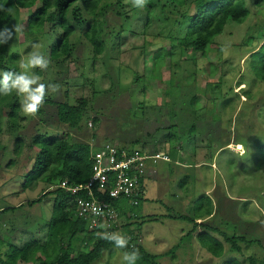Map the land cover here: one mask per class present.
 <instances>
[{
  "label": "rangeland",
  "instance_id": "obj_1",
  "mask_svg": "<svg viewBox=\"0 0 264 264\" xmlns=\"http://www.w3.org/2000/svg\"><path fill=\"white\" fill-rule=\"evenodd\" d=\"M256 1L245 0L247 19L242 24L228 23L223 34L214 40L218 50L215 52L219 54L217 61L209 64L212 53L201 58L197 53L182 54L174 46L172 58L160 70V82L151 77V59L152 53L170 46L166 39L167 26L158 16V10L147 22L143 9L134 7L131 0H111L105 4L112 6L110 9L100 7L96 12L94 20L106 21L98 36L99 41H105L98 55L93 53L83 34L94 21L85 15L82 16L87 23L80 26L69 14V23L74 29L68 41L69 55L56 60L50 56V48L58 43L62 30L53 23H47L38 37L28 39L24 32L15 34V40L6 44L14 68L20 71L22 59L41 52L51 63L44 71L35 69V73L41 82L61 86L59 94L49 91L46 100L67 102L71 106L85 100L87 116L77 130H71L57 123L55 105L45 103L35 118L20 112V129L14 137L6 120L3 121L0 211L17 209L0 213V240L7 237L15 247L44 241L53 196L48 194L39 203L28 206L45 186L38 184L32 190H21L33 163L32 145L38 135L68 138L97 147L111 144L128 150L135 146L132 143L140 141L141 145L147 144L142 147L144 152L159 150L170 161H159L150 167L152 174L142 180L144 200L133 211L138 218L155 216L158 220L144 222L139 231L133 226L130 228L138 237L137 244L151 255L164 254L179 245L174 258H161L159 264H223L234 257L240 262L248 257L261 261L264 257L261 150L264 83L256 79V69L250 62L264 44V5ZM30 13V10L20 11L17 25L23 26ZM120 30L121 35L117 36ZM143 48H146L144 53ZM208 66L215 69L213 75L208 74ZM135 77L141 78L138 83L134 82ZM170 87L174 96L169 94ZM153 106L160 113L151 112ZM172 135L177 142L173 139L175 143L170 145ZM17 137L22 140L18 153ZM141 145L134 149L140 150ZM238 146H243V154ZM196 204L202 207L198 224L215 229L220 236L245 237L258 241L261 246L242 245L243 255L236 256L224 244V255L215 258L201 248L197 239H182L192 230V225L169 217H192ZM210 208L211 215L205 213ZM130 222L140 223L141 219ZM125 223V219L118 220V226ZM200 232L201 229L194 235ZM1 248L4 249L3 245ZM121 255L122 250L111 249L92 264H121Z\"/></svg>",
  "mask_w": 264,
  "mask_h": 264
},
{
  "label": "trees",
  "instance_id": "obj_2",
  "mask_svg": "<svg viewBox=\"0 0 264 264\" xmlns=\"http://www.w3.org/2000/svg\"><path fill=\"white\" fill-rule=\"evenodd\" d=\"M111 0H0V27L17 25L19 13L22 10H30L31 13L23 22L22 33L27 35L26 38L40 35L43 27L47 23H53L55 28L61 29L62 34L57 44L51 46L50 56L55 60L60 56L69 55L68 41L74 33L73 27L69 23V14L73 20L80 26L87 23L82 15L88 16L94 20L98 9H110L112 6H105ZM256 4L264 5V0H257ZM118 6V3L116 4ZM158 10V16L164 20L167 26L166 39L169 48L160 49L154 54L152 60L153 69L151 77L160 82V70L172 58V53L175 48H178L182 54H199L201 58L209 57L210 53L213 57L211 60L217 61L219 54L215 51L214 40L223 34L225 26L228 23L242 24L248 17L249 12L246 8L245 0H147V5L143 9L145 19L148 22L155 11ZM120 15L119 12L115 13ZM106 21L97 22L92 21L88 25L86 31L83 33L89 40V44L96 55L102 53L105 41H99L102 29L101 27ZM102 24V25H101ZM122 30L117 31L116 35H121ZM15 40V36L13 38ZM14 43V42H13ZM13 45V44H12ZM209 51L207 52V50ZM146 48H143L144 53ZM207 53V54H206ZM254 56V57H253ZM253 60L250 65L256 69V79L264 83V44L258 48V51L252 55ZM211 61V62H210ZM219 67V66H218ZM209 75L215 73L213 66H208ZM221 70V68L219 67ZM4 70H16L10 57L7 55V45L0 46V72ZM154 74L156 76H154ZM119 76V75H118ZM118 78V77H117ZM141 78L135 77L134 82L138 83ZM118 83V82H117ZM172 86V84H170ZM170 87L169 94H172ZM46 104H54L56 108L57 123L68 127L71 130H77L79 124L82 122L87 111V102L80 101L74 106L67 102H56L46 100ZM168 104V103H167ZM165 104V106H167ZM160 107V106H159ZM158 107L150 109L151 112L160 113ZM160 109V108H159ZM20 98L13 93L10 96L0 95V134L2 132L3 121L6 120V125L10 131L11 136H17L20 129L19 119L20 115ZM40 112V111H39ZM144 116V112L142 114ZM97 120L93 118V123ZM172 128V126L170 127ZM192 128H195L192 126ZM171 144L177 142L175 136H171ZM173 139L175 142H173ZM166 141L165 139L163 140ZM136 141L132 150L118 147L120 150H128L130 153L136 152L142 154L146 142L139 144ZM16 153L21 151L22 140L17 137ZM107 145V144H105ZM111 145V144H108ZM137 145H141L140 150H135ZM102 146H90L88 143H76L58 136L48 137L47 135H38L33 142L32 150L35 151V156L32 159L33 163L24 181L21 185L22 191L32 190L43 184L44 190L36 200H31L27 203L32 206L39 203L42 198L51 194L53 196V204L51 214L46 226V234L44 241L39 243L37 241L27 242L22 247H15L9 244V239L6 237L3 241L0 240V264H92L98 261L101 256L116 249L115 246L105 240L99 239L96 236L98 231H101L99 226L93 229L88 228L87 221L76 216V211L79 206L84 203L85 196L83 194L70 195L58 186L60 183L66 181L70 186H77L87 183L91 176V156ZM263 150L264 158V146ZM177 152V150H175ZM159 150L146 153L155 154ZM142 183V181H141ZM143 192V188H141ZM104 201L107 196H100ZM144 200L143 194L136 207L130 206L126 200L115 201L112 205L117 212V218L125 219L124 225L118 226V222L112 225L107 230L110 232H119L130 237L128 251L133 247L138 249L140 259L137 264H159L161 258L172 257L179 249V245L173 247L168 252L161 255L149 254L140 244H137L138 237L130 230L133 226L140 230L144 222H157L155 216L137 217L134 209L139 208L141 202ZM205 201H208L204 198ZM109 202V201H108ZM20 207V206H19ZM201 205L196 204L193 209L192 217H169L174 220H181L192 225V230L182 239L188 237L195 238L199 242L202 249L215 258H221L225 253L224 244L228 247V252L236 256H242L244 247L252 245L261 246L258 241L250 240L245 237L220 236L215 229L204 224H198L197 221L202 217ZM17 208H3L0 213L14 211ZM211 215V208L205 212ZM203 213V216L205 215ZM168 218V217H167ZM141 219L140 223H131V220ZM128 223V224H127ZM201 232L194 235L197 230ZM122 230V232H120ZM208 232H214V236L208 235ZM218 235V236H217ZM258 244H255V243ZM3 245L4 249L1 248ZM264 264V257L261 261H257L254 257H248L247 260L239 261L236 257L227 260L223 264Z\"/></svg>",
  "mask_w": 264,
  "mask_h": 264
},
{
  "label": "built area",
  "instance_id": "obj_3",
  "mask_svg": "<svg viewBox=\"0 0 264 264\" xmlns=\"http://www.w3.org/2000/svg\"><path fill=\"white\" fill-rule=\"evenodd\" d=\"M159 161L170 160L162 152L138 154L112 145H103L91 156L92 173L87 183L70 186L64 181L58 187L70 195L83 194L86 197L75 214L87 221L90 230L98 227L99 223L112 226L118 222L117 212L112 204L118 200H126L130 206H138L143 194L141 181L146 177L148 168L157 165ZM104 195L109 202L100 198ZM93 207L100 209L102 214H94Z\"/></svg>",
  "mask_w": 264,
  "mask_h": 264
},
{
  "label": "clouds",
  "instance_id": "obj_4",
  "mask_svg": "<svg viewBox=\"0 0 264 264\" xmlns=\"http://www.w3.org/2000/svg\"><path fill=\"white\" fill-rule=\"evenodd\" d=\"M134 7L144 9L147 0H131ZM23 31L22 25H12L11 27H0V46L7 44L17 33ZM51 61L41 52L31 53L27 58L19 63L20 71L4 70L0 72V95L10 96L13 93L20 98V110L23 116L35 118L40 109L45 105L46 96L49 91L53 94L61 92V86L55 83L41 82L35 69L46 70ZM243 154V146H238ZM92 212L101 215L100 209L93 207ZM111 227L107 224L100 225L101 231L96 233L97 238L112 243L116 249L122 250L121 264H137L140 259L138 249L135 247L128 251L130 237L119 233L110 232L107 229Z\"/></svg>",
  "mask_w": 264,
  "mask_h": 264
},
{
  "label": "crops",
  "instance_id": "obj_5",
  "mask_svg": "<svg viewBox=\"0 0 264 264\" xmlns=\"http://www.w3.org/2000/svg\"><path fill=\"white\" fill-rule=\"evenodd\" d=\"M150 167H152V166H150ZM150 167H149V168H150ZM149 168H148V171H147L146 177L152 174V172H149ZM143 197H144V194H143Z\"/></svg>",
  "mask_w": 264,
  "mask_h": 264
}]
</instances>
